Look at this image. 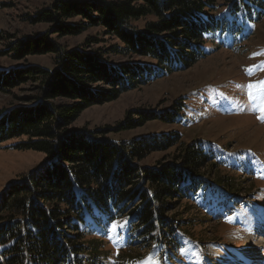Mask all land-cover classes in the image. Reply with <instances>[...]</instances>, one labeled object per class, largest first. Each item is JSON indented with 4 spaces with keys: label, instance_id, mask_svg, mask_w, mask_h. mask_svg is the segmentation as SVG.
I'll return each mask as SVG.
<instances>
[{
    "label": "trees",
    "instance_id": "16d2710c",
    "mask_svg": "<svg viewBox=\"0 0 264 264\" xmlns=\"http://www.w3.org/2000/svg\"><path fill=\"white\" fill-rule=\"evenodd\" d=\"M48 2L28 16L47 29L9 41L7 50L15 60L51 55L53 67L0 70V93L29 86L23 103L0 111V143L24 137L15 148L45 156L0 193V264H96L107 256L101 241L84 239L94 222L128 217L145 231L158 225L163 237H171L168 222L182 219L169 212L190 191L206 187L203 178H212L218 165L199 141L185 142L178 131L117 142L109 135L151 121L180 123L184 105L177 100L167 109H137L114 126L92 130L73 123L94 104L190 67L206 57L213 36L224 41L264 16V0ZM92 28L106 39L89 36L72 48L58 42ZM170 150L158 167L140 164L153 152ZM213 180L236 191L229 177Z\"/></svg>",
    "mask_w": 264,
    "mask_h": 264
},
{
    "label": "rangeland",
    "instance_id": "374dc122",
    "mask_svg": "<svg viewBox=\"0 0 264 264\" xmlns=\"http://www.w3.org/2000/svg\"><path fill=\"white\" fill-rule=\"evenodd\" d=\"M48 4V0H0L4 33L0 70L26 64L53 67L51 55L15 60L7 50L9 41L47 29L45 24H31L28 16ZM89 36L106 39L92 28L58 42L72 48ZM205 51L206 57L188 68L141 82L110 102L86 108L73 123V127L91 130L114 126L134 110L167 109L179 100L184 105L182 122L151 121L109 137L117 142L178 131L183 141H200L220 159L208 188L199 186L197 196L189 193L169 212L182 219L178 224L183 225L170 220L171 237L168 233L163 237L158 225L145 231L128 217L105 225L92 223L84 239L101 241L99 250L107 256L96 264H264V16L244 23L240 39L222 41L213 36ZM28 87L23 84L0 93V111L23 103L20 97L28 95ZM22 140L0 143V193L44 161L42 152L14 147ZM171 152H153L140 164L158 167ZM218 174L229 177L236 191L218 187L213 180ZM186 209L190 210L185 214ZM174 247L179 248L174 251Z\"/></svg>",
    "mask_w": 264,
    "mask_h": 264
},
{
    "label": "bare ground",
    "instance_id": "6f19581e",
    "mask_svg": "<svg viewBox=\"0 0 264 264\" xmlns=\"http://www.w3.org/2000/svg\"><path fill=\"white\" fill-rule=\"evenodd\" d=\"M264 234V233H263Z\"/></svg>",
    "mask_w": 264,
    "mask_h": 264
}]
</instances>
